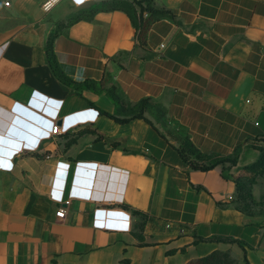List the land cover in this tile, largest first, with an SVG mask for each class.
Masks as SVG:
<instances>
[{
	"label": "crops",
	"instance_id": "1",
	"mask_svg": "<svg viewBox=\"0 0 264 264\" xmlns=\"http://www.w3.org/2000/svg\"><path fill=\"white\" fill-rule=\"evenodd\" d=\"M111 1L0 4V264H264V0Z\"/></svg>",
	"mask_w": 264,
	"mask_h": 264
},
{
	"label": "trees",
	"instance_id": "2",
	"mask_svg": "<svg viewBox=\"0 0 264 264\" xmlns=\"http://www.w3.org/2000/svg\"><path fill=\"white\" fill-rule=\"evenodd\" d=\"M152 0H112L109 3H106L100 10H112V9H122V10H131L132 4L137 5L139 12L136 16L133 14L132 21L134 22V25L136 26V29H138L139 33H142V29L144 26H148L153 21V16L157 15V11L153 9L149 4ZM143 2H147L145 6L142 5ZM132 11V10H131ZM143 12H147V17L143 18ZM139 36V35H138ZM52 66V65H51ZM53 68V66H52ZM55 72V71H54ZM56 76L60 81L69 84L70 82H67L64 80L63 77L58 75L55 72ZM101 112V111H100ZM182 150L184 152L186 151L189 155H194L198 157L201 154H197L196 152H193V148L190 146V144L184 145L182 147ZM260 150V155L258 159L240 169L241 172L234 177V181L236 184V192H237V200L240 202L246 204L247 202L251 201V187L256 181V179L260 176H264V152L262 149ZM224 160H215L207 165H203L198 167L197 169H200L201 171H208L216 166V164L220 162H225ZM231 165H234V160H230ZM244 264H249L247 261L245 255L243 257ZM187 264H239L236 261H234L228 253L226 252H218L214 251L202 258H199L194 261H190Z\"/></svg>",
	"mask_w": 264,
	"mask_h": 264
},
{
	"label": "built area",
	"instance_id": "3",
	"mask_svg": "<svg viewBox=\"0 0 264 264\" xmlns=\"http://www.w3.org/2000/svg\"><path fill=\"white\" fill-rule=\"evenodd\" d=\"M58 1L59 0H48V2L46 4V8L51 7L53 4H55ZM12 3H13V0H0L1 6L3 8H5V9H9L12 6ZM57 133H58V126L55 125L51 129V134L52 135H56ZM92 199H94L96 201L99 200V199L101 201H103V200H117V201L121 200L119 195H116V196H113V197H108V196L107 197L106 196L102 197V196L99 195L97 197H92ZM64 215H65V212L63 211V209H59L56 212V217H58V218H63Z\"/></svg>",
	"mask_w": 264,
	"mask_h": 264
},
{
	"label": "water",
	"instance_id": "4",
	"mask_svg": "<svg viewBox=\"0 0 264 264\" xmlns=\"http://www.w3.org/2000/svg\"><path fill=\"white\" fill-rule=\"evenodd\" d=\"M103 180V179H102ZM106 180V179H105ZM114 184V178L113 177H108L107 178V185H110V186H112Z\"/></svg>",
	"mask_w": 264,
	"mask_h": 264
},
{
	"label": "rangeland",
	"instance_id": "5",
	"mask_svg": "<svg viewBox=\"0 0 264 264\" xmlns=\"http://www.w3.org/2000/svg\"><path fill=\"white\" fill-rule=\"evenodd\" d=\"M193 152H195V151H193ZM198 154V153H197ZM201 154V153H200ZM193 156H195V154L193 155ZM232 258V257H231ZM233 259V258H232ZM234 261H235V259H233ZM238 263V262H237ZM240 264H244L243 262L242 263H240Z\"/></svg>",
	"mask_w": 264,
	"mask_h": 264
}]
</instances>
